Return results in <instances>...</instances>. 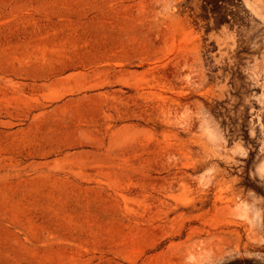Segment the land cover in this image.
Returning <instances> with one entry per match:
<instances>
[{
  "label": "rangeland",
  "instance_id": "1",
  "mask_svg": "<svg viewBox=\"0 0 264 264\" xmlns=\"http://www.w3.org/2000/svg\"><path fill=\"white\" fill-rule=\"evenodd\" d=\"M0 264H264V0H0Z\"/></svg>",
  "mask_w": 264,
  "mask_h": 264
}]
</instances>
